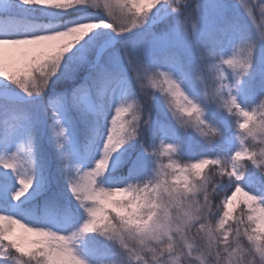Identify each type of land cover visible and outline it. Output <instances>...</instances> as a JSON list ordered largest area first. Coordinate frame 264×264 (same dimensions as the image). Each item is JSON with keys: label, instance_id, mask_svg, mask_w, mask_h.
<instances>
[{"label": "snow or ice", "instance_id": "snow-or-ice-1", "mask_svg": "<svg viewBox=\"0 0 264 264\" xmlns=\"http://www.w3.org/2000/svg\"><path fill=\"white\" fill-rule=\"evenodd\" d=\"M0 264H264V0H0Z\"/></svg>", "mask_w": 264, "mask_h": 264}, {"label": "rangeland", "instance_id": "rangeland-1", "mask_svg": "<svg viewBox=\"0 0 264 264\" xmlns=\"http://www.w3.org/2000/svg\"><path fill=\"white\" fill-rule=\"evenodd\" d=\"M260 20H259V14L257 13V23H259Z\"/></svg>", "mask_w": 264, "mask_h": 264}]
</instances>
